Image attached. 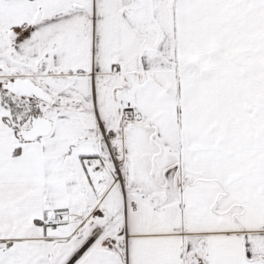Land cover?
Returning a JSON list of instances; mask_svg holds the SVG:
<instances>
[{"label":"snow or ice","instance_id":"6c2138e0","mask_svg":"<svg viewBox=\"0 0 264 264\" xmlns=\"http://www.w3.org/2000/svg\"><path fill=\"white\" fill-rule=\"evenodd\" d=\"M0 264H264V0H0Z\"/></svg>","mask_w":264,"mask_h":264}]
</instances>
